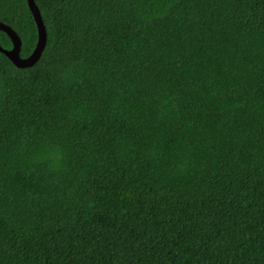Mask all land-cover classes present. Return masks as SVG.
I'll return each mask as SVG.
<instances>
[{
	"label": "trees",
	"instance_id": "16d2710c",
	"mask_svg": "<svg viewBox=\"0 0 264 264\" xmlns=\"http://www.w3.org/2000/svg\"><path fill=\"white\" fill-rule=\"evenodd\" d=\"M35 1L41 58L0 51V264H264V0ZM0 21L29 56L28 1Z\"/></svg>",
	"mask_w": 264,
	"mask_h": 264
},
{
	"label": "water",
	"instance_id": "95a60500",
	"mask_svg": "<svg viewBox=\"0 0 264 264\" xmlns=\"http://www.w3.org/2000/svg\"><path fill=\"white\" fill-rule=\"evenodd\" d=\"M27 1L38 28V41L33 52L29 56L23 57L21 55L22 39L18 32L10 25L0 21V30L5 31L13 42L11 49H6L0 45V51L6 54L17 67L21 68L31 67L41 58L48 38L46 25L38 4L35 0Z\"/></svg>",
	"mask_w": 264,
	"mask_h": 264
}]
</instances>
